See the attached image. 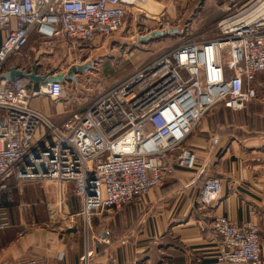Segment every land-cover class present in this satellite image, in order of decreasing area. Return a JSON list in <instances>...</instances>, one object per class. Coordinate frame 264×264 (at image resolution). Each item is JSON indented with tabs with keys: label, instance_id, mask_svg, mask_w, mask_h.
Here are the masks:
<instances>
[{
	"label": "built area",
	"instance_id": "1",
	"mask_svg": "<svg viewBox=\"0 0 264 264\" xmlns=\"http://www.w3.org/2000/svg\"><path fill=\"white\" fill-rule=\"evenodd\" d=\"M134 10L156 21L166 7L155 0H0V230L11 226L2 210L10 174L17 186L46 181L62 189L73 183L85 223L80 264H94L95 216L142 200L163 184L172 164L196 170L197 153L185 141L210 108L253 114L264 109V0L221 19L211 40L170 48L57 123L32 100L64 99L63 83L31 89L27 80L2 79L6 63L22 52L31 34L63 40L73 49L102 48ZM158 24L139 38L175 29ZM223 192L222 179L207 178L200 202L218 207ZM202 223L218 245V264H263L255 222L237 226L219 215Z\"/></svg>",
	"mask_w": 264,
	"mask_h": 264
},
{
	"label": "crops",
	"instance_id": "2",
	"mask_svg": "<svg viewBox=\"0 0 264 264\" xmlns=\"http://www.w3.org/2000/svg\"><path fill=\"white\" fill-rule=\"evenodd\" d=\"M158 1L172 8L185 0ZM3 37L4 32L0 31V45ZM29 41L56 40L42 39L33 33ZM34 65L39 74L63 71L39 60L29 63L21 58L6 71L12 66L31 71ZM30 88L39 86L30 83ZM44 99L47 98L34 99L32 105L43 112ZM227 111L244 114L249 121L246 126L227 128L207 138L193 137L190 147L197 153L198 166L193 171L175 173L186 180L183 193L192 191L181 208L182 203L173 201L167 191L152 189L140 201L93 218L91 227L97 249L94 264H111V258H116L118 264H218V245L202 220L210 222L219 215L236 225L253 221L259 226L264 264V109L255 114ZM217 177L224 186L220 205L203 206L199 199L202 183ZM4 183L11 191L2 210L11 226L0 230V264H80L85 223L75 185L69 183L60 189L53 182L33 181L17 186L12 174ZM181 195L178 197L183 198ZM21 231L24 234L19 236Z\"/></svg>",
	"mask_w": 264,
	"mask_h": 264
},
{
	"label": "rangeland",
	"instance_id": "3",
	"mask_svg": "<svg viewBox=\"0 0 264 264\" xmlns=\"http://www.w3.org/2000/svg\"><path fill=\"white\" fill-rule=\"evenodd\" d=\"M155 1L165 5L158 0ZM240 1L242 0H185L172 8L165 5V15L156 21L152 20L145 11L134 10L128 15L123 30L106 42L103 48L84 46V48L73 49L67 42L57 39H51L56 40L51 42L29 41V45L19 55L12 56L8 60L5 68L12 65L18 58L25 59L29 63L39 60L46 66H56L57 70L62 69V73H67L68 68L73 64L83 65L87 61L93 63L88 72L78 75L77 83H66V96L62 102L50 99L42 101L45 109L43 113L57 123L64 117L60 112L68 114L72 107H75L72 110H84L101 92L134 74L140 67L151 63L170 48L187 42L211 40L217 34V24L221 19L240 11L252 2L248 0L242 5H237L236 3ZM158 21L163 25L168 23L170 27L178 30L177 33L147 44L140 42L137 39L140 33L145 28L158 26ZM65 106L67 109L64 110ZM58 111L60 114H57ZM248 121L249 118H246L244 114L224 110L222 106H214L203 115L185 141V145L190 147L191 140L195 136L207 138L227 128L246 126ZM201 130L206 131L200 132ZM171 166L167 169L163 184L152 191H167L173 201L182 203L179 207L181 208L183 203L190 199L192 191L183 193L182 186L186 180H182L175 174L186 169L179 168L176 164ZM172 177L173 180H167ZM178 194H182L183 198H179Z\"/></svg>",
	"mask_w": 264,
	"mask_h": 264
},
{
	"label": "water",
	"instance_id": "4",
	"mask_svg": "<svg viewBox=\"0 0 264 264\" xmlns=\"http://www.w3.org/2000/svg\"><path fill=\"white\" fill-rule=\"evenodd\" d=\"M177 31V29L165 31L156 30L145 37H140L139 40L140 42L147 43L157 38L176 34ZM92 66L93 63L91 61H88L83 65H71L67 73L50 71L44 74H39L38 69L35 65L32 67L31 71L19 68L18 66H12L4 74H2V79L6 80L8 83H12L17 79H24L33 85H38L39 87L45 86L52 82H61L63 84H66L67 82L77 83L78 75L88 72L92 68Z\"/></svg>",
	"mask_w": 264,
	"mask_h": 264
},
{
	"label": "trees",
	"instance_id": "5",
	"mask_svg": "<svg viewBox=\"0 0 264 264\" xmlns=\"http://www.w3.org/2000/svg\"><path fill=\"white\" fill-rule=\"evenodd\" d=\"M223 109H225L224 107H223ZM228 110V109H227Z\"/></svg>",
	"mask_w": 264,
	"mask_h": 264
}]
</instances>
